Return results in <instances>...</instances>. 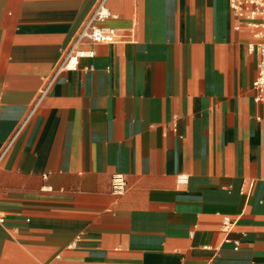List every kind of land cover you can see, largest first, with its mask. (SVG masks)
Returning <instances> with one entry per match:
<instances>
[{
  "label": "crops",
  "instance_id": "obj_1",
  "mask_svg": "<svg viewBox=\"0 0 264 264\" xmlns=\"http://www.w3.org/2000/svg\"><path fill=\"white\" fill-rule=\"evenodd\" d=\"M96 2L0 0V264H264L245 24L229 0H108L122 40L41 95Z\"/></svg>",
  "mask_w": 264,
  "mask_h": 264
},
{
  "label": "built area",
  "instance_id": "obj_2",
  "mask_svg": "<svg viewBox=\"0 0 264 264\" xmlns=\"http://www.w3.org/2000/svg\"><path fill=\"white\" fill-rule=\"evenodd\" d=\"M108 0H97L96 5L82 25L80 31L66 49L52 74L46 78L41 95L45 94L56 78L63 72L74 71L80 61L94 56L93 46L113 45L120 42L117 31L113 28L99 26L111 18L106 7ZM236 16L245 24L249 31V39L246 42V52L249 55L258 56L257 75L252 84L255 92V100L264 104V3L260 0H229ZM112 192L121 196L126 192V182L122 175H115L111 181ZM4 218L0 215V223ZM224 231H229L231 223L225 219Z\"/></svg>",
  "mask_w": 264,
  "mask_h": 264
}]
</instances>
